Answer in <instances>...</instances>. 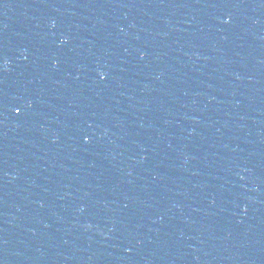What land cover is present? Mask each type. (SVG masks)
<instances>
[{"label":"water","instance_id":"obj_1","mask_svg":"<svg viewBox=\"0 0 264 264\" xmlns=\"http://www.w3.org/2000/svg\"><path fill=\"white\" fill-rule=\"evenodd\" d=\"M0 264H264V0H0Z\"/></svg>","mask_w":264,"mask_h":264},{"label":"snow or ice","instance_id":"obj_2","mask_svg":"<svg viewBox=\"0 0 264 264\" xmlns=\"http://www.w3.org/2000/svg\"><path fill=\"white\" fill-rule=\"evenodd\" d=\"M227 22H228V21L226 20L225 23H227ZM140 55H141V59H143L145 54H144V53H141ZM5 65H6V61H5ZM99 77H100L101 80H104V79H106V74H105L104 72H100V73H99ZM21 111H22L21 107L18 106V107L15 108V112H16L17 114H20ZM89 139H90L89 137H85V141H86V142H87Z\"/></svg>","mask_w":264,"mask_h":264}]
</instances>
